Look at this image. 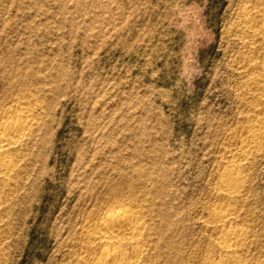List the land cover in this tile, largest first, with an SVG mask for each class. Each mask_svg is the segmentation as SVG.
<instances>
[{"label":"rangeland","instance_id":"1","mask_svg":"<svg viewBox=\"0 0 264 264\" xmlns=\"http://www.w3.org/2000/svg\"><path fill=\"white\" fill-rule=\"evenodd\" d=\"M17 118L0 264H89L122 208L138 264H218L226 209L237 264H264V0H0V127Z\"/></svg>","mask_w":264,"mask_h":264},{"label":"bare ground","instance_id":"2","mask_svg":"<svg viewBox=\"0 0 264 264\" xmlns=\"http://www.w3.org/2000/svg\"><path fill=\"white\" fill-rule=\"evenodd\" d=\"M28 126L29 122L17 118L0 127V174L7 171L10 165L4 150L15 145ZM219 181L220 190L227 194H234L240 182V175L237 171L227 170L220 176ZM230 215H232L231 210L226 209L223 212L215 210L210 219L213 224H222L218 233V244L225 259L218 261V264H237L239 261L234 249L241 243L243 233L232 227L224 229V224ZM143 227L141 215L129 208L118 209L103 215L92 233L88 235L90 242L101 243L98 257L92 258L89 264H138L137 258L141 248L138 238ZM128 246L131 248L129 253L126 250Z\"/></svg>","mask_w":264,"mask_h":264}]
</instances>
